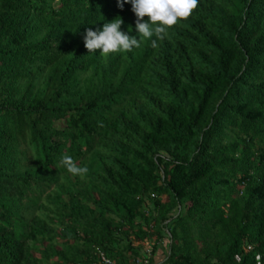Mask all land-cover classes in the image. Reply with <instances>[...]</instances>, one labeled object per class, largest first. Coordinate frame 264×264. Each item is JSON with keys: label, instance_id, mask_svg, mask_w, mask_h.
<instances>
[{"label": "trees", "instance_id": "trees-1", "mask_svg": "<svg viewBox=\"0 0 264 264\" xmlns=\"http://www.w3.org/2000/svg\"><path fill=\"white\" fill-rule=\"evenodd\" d=\"M117 16L136 36L117 0H0V264H134L151 239L162 264H264V0L89 53Z\"/></svg>", "mask_w": 264, "mask_h": 264}, {"label": "clouds", "instance_id": "clouds-1", "mask_svg": "<svg viewBox=\"0 0 264 264\" xmlns=\"http://www.w3.org/2000/svg\"><path fill=\"white\" fill-rule=\"evenodd\" d=\"M124 4L131 5V11L136 17V36L129 35L121 30L122 19L117 16L111 21L103 23L102 27L93 30H85L83 37L84 46L89 53L99 52L102 55L110 53L131 52L139 48V37L150 39L152 47H156V41L163 39L167 29L190 15L197 8L198 0H117L121 9ZM147 17V19H144ZM67 173L83 178L87 172V166H78L71 156L63 155L60 161Z\"/></svg>", "mask_w": 264, "mask_h": 264}, {"label": "built area", "instance_id": "built-area-1", "mask_svg": "<svg viewBox=\"0 0 264 264\" xmlns=\"http://www.w3.org/2000/svg\"><path fill=\"white\" fill-rule=\"evenodd\" d=\"M154 243L155 241L153 239L147 240L142 242L141 244L138 243L137 245L141 247V256L133 257L132 263L134 264H160L157 263L155 259V253H154ZM154 260V263H153ZM257 264H263L262 256L258 255L257 258ZM100 261L102 264H114V261L107 257L105 253L100 252Z\"/></svg>", "mask_w": 264, "mask_h": 264}, {"label": "crops", "instance_id": "crops-1", "mask_svg": "<svg viewBox=\"0 0 264 264\" xmlns=\"http://www.w3.org/2000/svg\"><path fill=\"white\" fill-rule=\"evenodd\" d=\"M158 261L160 264H162L165 260V255L163 253V250H158L155 254V261Z\"/></svg>", "mask_w": 264, "mask_h": 264}, {"label": "rangeland", "instance_id": "rangeland-1", "mask_svg": "<svg viewBox=\"0 0 264 264\" xmlns=\"http://www.w3.org/2000/svg\"><path fill=\"white\" fill-rule=\"evenodd\" d=\"M57 126H58V127H62V126H63V122H58V123H57ZM159 250H161V249H159ZM163 253H164V252H163ZM156 262L159 263L157 260H156Z\"/></svg>", "mask_w": 264, "mask_h": 264}]
</instances>
